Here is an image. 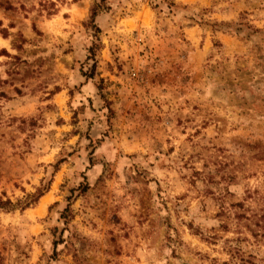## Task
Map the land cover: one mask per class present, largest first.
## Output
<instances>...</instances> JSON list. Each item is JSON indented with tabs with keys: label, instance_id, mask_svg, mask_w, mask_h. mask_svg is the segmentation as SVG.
<instances>
[{
	"label": "rangeland",
	"instance_id": "rangeland-1",
	"mask_svg": "<svg viewBox=\"0 0 264 264\" xmlns=\"http://www.w3.org/2000/svg\"><path fill=\"white\" fill-rule=\"evenodd\" d=\"M8 201L0 264H264V0H0Z\"/></svg>",
	"mask_w": 264,
	"mask_h": 264
},
{
	"label": "trees",
	"instance_id": "trees-1",
	"mask_svg": "<svg viewBox=\"0 0 264 264\" xmlns=\"http://www.w3.org/2000/svg\"><path fill=\"white\" fill-rule=\"evenodd\" d=\"M2 207H5L6 205H12V203L10 202V201H8V202H1V204H0ZM261 221H263L264 222V216H263V218H262V220Z\"/></svg>",
	"mask_w": 264,
	"mask_h": 264
},
{
	"label": "bare ground",
	"instance_id": "bare-ground-1",
	"mask_svg": "<svg viewBox=\"0 0 264 264\" xmlns=\"http://www.w3.org/2000/svg\"><path fill=\"white\" fill-rule=\"evenodd\" d=\"M47 202H48V200H47ZM47 202H46V203H47ZM44 204H45V203H44Z\"/></svg>",
	"mask_w": 264,
	"mask_h": 264
}]
</instances>
